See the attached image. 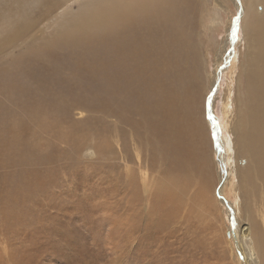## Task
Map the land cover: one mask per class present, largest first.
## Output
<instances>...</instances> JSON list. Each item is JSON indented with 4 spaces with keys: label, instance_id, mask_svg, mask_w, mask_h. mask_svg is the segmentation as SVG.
<instances>
[{
    "label": "rangeland",
    "instance_id": "374dc122",
    "mask_svg": "<svg viewBox=\"0 0 264 264\" xmlns=\"http://www.w3.org/2000/svg\"><path fill=\"white\" fill-rule=\"evenodd\" d=\"M255 1L168 0L175 18L163 30L178 27L186 44L164 49L156 34L158 68L121 69L118 85V69L108 77L98 65L118 31L89 41L68 32L90 0H51V10L0 0V264H264L249 248L264 241V188L257 180L258 196L248 193L254 178L242 170L254 163L236 130L258 53L246 23L264 18ZM174 60L195 76L181 80L186 104L168 76ZM171 98L193 141L179 185L166 139Z\"/></svg>",
    "mask_w": 264,
    "mask_h": 264
},
{
    "label": "bare ground",
    "instance_id": "6f19581e",
    "mask_svg": "<svg viewBox=\"0 0 264 264\" xmlns=\"http://www.w3.org/2000/svg\"><path fill=\"white\" fill-rule=\"evenodd\" d=\"M18 1L19 0H15V2ZM33 1L38 3L41 2L45 6L51 7V5L49 6L48 3L51 0H33ZM258 1L260 0H256L255 2L257 3ZM167 2L168 0H90L88 6L85 5L86 7H83V9L85 8L86 13H88L87 16L85 18H82V21L80 23H77V25H71L69 27L68 32L69 31L72 32L71 35H73L70 38H75V40L77 41L81 39L89 41L94 39L96 30H102L106 36L113 37L115 35V31L114 30L112 31V28L116 29L118 31L117 37H115L113 43L107 44L110 52L104 58V61L101 60L100 63H98V65H99V69H101V71H104L108 77H110L109 72L111 73L110 68L115 70L118 69L116 71L117 72L116 75L119 80V82L117 81L118 82L117 84L121 85L123 81V78L119 73V70L121 69H125V73L130 76L128 71H131L132 68L134 70L136 64L140 65L142 72H145V70L149 71L151 68H154L155 70L156 68H158L156 66L157 65L156 58L154 57L155 53L152 54L153 44L157 40V35H160L162 37L163 41L161 43V47L164 49L172 45H176L178 43H180L182 47H183V42L184 44H186L184 41L185 35L182 34L183 31H180L178 27L174 31L175 33L172 35L166 33V30L165 32L163 30V27L164 28L166 27L165 23H163V20L167 21L169 20L170 17L175 18L173 15H170L168 11H166L167 10L166 5L168 4ZM57 4L58 3H54V6H56ZM52 7L49 8L48 10H51ZM252 7L253 4L250 6V9ZM5 11L9 15L11 14L12 10H5ZM9 17L11 16L9 15ZM246 24L248 29L252 31L254 30V36L251 33L250 39L251 41L255 40V44L257 43L258 53L257 56H255L252 61L250 60L252 63L251 69L254 70L249 75L248 84L250 86V89L248 90V94H247L248 110L246 114H243L242 119H240L241 123H239L238 128L236 130H238L237 140L239 141V144L241 146L242 154L245 155L246 158L249 157L253 158V163H254V166H251V159L249 158L250 163H248V166L245 167V170H242V176L244 175L246 181H249L250 180L249 178L252 177L254 178V180H252V182L248 184L247 190L248 193L258 196L256 195L257 186L255 185V182H257V180L260 181L263 184V188H264V18L252 17L249 21H247ZM127 27H130V30L127 31L126 33ZM145 30L147 32L146 33L144 32L143 34L142 31ZM17 31L20 30L18 29ZM179 58L184 60V63L182 64L185 65V63H188L189 54H187V49L186 52L184 51V53H182ZM174 62L176 68H174V70L171 71L169 75L168 74L166 75L170 77L176 76L177 77L176 83L178 84V86L180 85L181 87L185 88L183 94L180 93L178 94L179 91L178 90L177 94H175V98L179 100L177 102L186 104L187 85L185 81H181V80L186 77H189L187 82H190V80L195 79V76L194 74L191 75V72L190 73L187 72V75H183L185 71L184 72L181 71L183 69V68L180 69L181 65L179 66L175 60ZM110 64H112V66ZM165 65L168 66L170 64L166 63ZM152 77L155 80H157V77H160V74L157 71V74L154 76L153 73ZM111 80L112 79H109V81ZM175 98L174 99L171 98L170 103H167L168 106L167 108L168 110H170V112L173 111L172 108H174V103L176 102ZM157 107L158 104L155 103L153 109L155 110L157 109ZM173 114L174 113L172 112L171 117L176 122H174L169 115L170 117L168 119L169 135L168 137L166 135V139L168 141L167 144L171 151L173 160H175V167L177 168V171L180 174L179 176V174L177 173L176 177L173 175L175 177L173 181L175 185H179L181 180L184 182V180L187 178V170L189 168L188 166L190 165L188 156L193 150L192 149L193 141L190 142L185 141V139L187 138H186V133L183 129H185L186 124L185 122H183L182 118L181 120H179L180 118L177 120ZM154 128L155 131L157 132V135H159L158 136L159 140H161L163 136L161 127L154 122ZM193 129L197 131V126L196 125L193 126ZM179 130L182 131L180 132ZM193 148L195 149V147ZM188 181L189 178L186 180V182ZM175 190L177 191V189ZM183 192L184 191L180 189L176 192L178 198L177 200L183 197V196L181 197V195H183ZM231 234L233 233L228 232L227 235L228 239H230ZM261 238L260 237L258 238L257 243H259V246H257L256 242L254 243L253 241V245L249 247L252 251V255L256 257L258 262L261 256L260 254L262 253V251L264 252V241ZM237 240L238 243H242L240 242L241 241L240 238ZM257 247H261V248L257 250ZM259 250H261V252Z\"/></svg>",
    "mask_w": 264,
    "mask_h": 264
},
{
    "label": "water",
    "instance_id": "95a60500",
    "mask_svg": "<svg viewBox=\"0 0 264 264\" xmlns=\"http://www.w3.org/2000/svg\"><path fill=\"white\" fill-rule=\"evenodd\" d=\"M213 91L215 92V88L213 89ZM209 100H210V98H209ZM233 222H234V224H235V220H234V216H233ZM238 247H239V253H240V256H242L243 257V245H242V243H238Z\"/></svg>",
    "mask_w": 264,
    "mask_h": 264
}]
</instances>
